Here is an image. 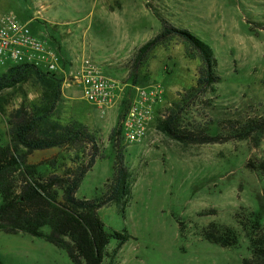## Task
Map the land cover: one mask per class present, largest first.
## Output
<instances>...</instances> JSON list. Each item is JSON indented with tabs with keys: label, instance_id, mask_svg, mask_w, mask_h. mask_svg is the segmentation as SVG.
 I'll return each mask as SVG.
<instances>
[{
	"label": "rangeland",
	"instance_id": "obj_1",
	"mask_svg": "<svg viewBox=\"0 0 264 264\" xmlns=\"http://www.w3.org/2000/svg\"><path fill=\"white\" fill-rule=\"evenodd\" d=\"M90 1L0 0V14H14L20 23L41 4L72 16L61 26L44 22L37 13L27 24L30 34L54 50L56 68L49 72L54 75L49 80L30 73L23 82L0 91V147L13 148L9 130L17 109L48 107L59 92L40 129L49 123L81 126L101 152L82 177L75 197L97 201L104 196L117 153L126 168L118 201L101 207L97 216L107 233L124 232L129 239L118 250L117 241L110 239L104 264H241L251 256L253 212L259 215L258 236L264 240V174L250 167L264 161V131L245 139L230 136L247 121L264 118L263 107L255 102L259 86L264 85V0H136L133 8L127 6L128 0H92L91 4L106 3L108 16L133 14L137 31L127 42L117 40L110 25L100 23L98 12L89 8ZM124 4L127 7L117 12ZM156 17L188 30L211 48L219 77L212 92L191 91L200 60L180 40L153 49L139 68H133L137 49L161 30ZM84 59L118 83L119 90L103 114L82 97L79 77ZM11 65L0 66V75ZM149 87L162 89L163 97L154 108L145 138L130 145L118 138L115 144L111 133L135 90ZM66 90L72 99L66 97ZM169 117H174L178 132L223 140L179 142L161 129ZM16 151L26 152L20 147ZM90 151L89 141L84 140L31 152L25 160L37 174H63L84 164ZM211 224L233 230L237 244L222 248L208 242L203 233L212 232ZM0 261L74 264L65 250L43 239L1 231Z\"/></svg>",
	"mask_w": 264,
	"mask_h": 264
},
{
	"label": "trees",
	"instance_id": "obj_2",
	"mask_svg": "<svg viewBox=\"0 0 264 264\" xmlns=\"http://www.w3.org/2000/svg\"><path fill=\"white\" fill-rule=\"evenodd\" d=\"M156 18L160 21L161 30L137 49L133 68H139L156 47L167 45L171 40H180L200 60L195 85L191 91L197 94L212 92L219 77L215 74L216 63L211 48L188 30L176 28L163 18ZM30 73L39 80H49V77L54 76L49 72H40L30 64L13 65L0 76V91L18 85ZM58 95L59 92H56L48 107H35L33 111L20 107L12 114L9 131L13 148L0 147V231L43 238L55 247L65 250L74 264H104L105 247L109 240H116L119 249L129 239L124 232L107 233L97 216L101 207L118 201L126 179V168L122 164V156L117 153L113 176L105 184L104 196L97 201L75 197L82 177L91 169L101 152L93 137L81 126L49 123L44 129H40V125L53 112ZM173 119L174 117H169L163 121L161 129L179 142L217 143L223 140L218 136L202 133L193 135L178 132ZM260 131H264V118L247 121L230 137L245 139ZM119 133V126L111 133L110 137L115 138V144ZM84 140L89 141L91 151L87 161L78 164L73 170H66L63 174L40 175L34 171L33 166L26 165V155L31 152L60 148ZM17 147L26 152L18 153ZM250 167L264 174V161L256 167ZM251 217L254 219L252 233L257 238L250 239L251 256L244 258L241 264H264V240L258 236L259 215L253 212ZM46 227L48 231L45 233L43 229ZM209 228L213 229L212 232L203 233L208 242L222 248L237 244V236L233 230L216 224H211ZM0 264L3 263L0 261Z\"/></svg>",
	"mask_w": 264,
	"mask_h": 264
},
{
	"label": "built area",
	"instance_id": "obj_3",
	"mask_svg": "<svg viewBox=\"0 0 264 264\" xmlns=\"http://www.w3.org/2000/svg\"><path fill=\"white\" fill-rule=\"evenodd\" d=\"M54 50L30 34L27 26L18 22L13 14L0 20V66L30 64L50 72L56 68ZM79 84L82 97L95 105L101 114L112 104L118 83L101 75L100 69L90 59L82 60ZM162 89L158 87L136 89L120 120L119 140L125 144L141 141L154 118V108L162 101Z\"/></svg>",
	"mask_w": 264,
	"mask_h": 264
},
{
	"label": "crops",
	"instance_id": "obj_4",
	"mask_svg": "<svg viewBox=\"0 0 264 264\" xmlns=\"http://www.w3.org/2000/svg\"><path fill=\"white\" fill-rule=\"evenodd\" d=\"M92 1V0H91ZM91 1L89 2V8L91 9V11H93V10H95V11H97L98 12V16H99V20H100V23L102 24V25H110V29L112 30V32H113V35H115V38L117 39V40H119L120 42H127V41H129L130 40V36L132 35V34H135L136 33V31H137V27L135 26V22H134V16H133V14L130 16L129 15V17L128 18H126V17H123V16H120V17H118V16H116V17H114V16H108V9H107V5H106V3H103V5H101V4H91ZM137 2L138 1H136V0H128V2H127V6H132L134 3L135 4H137ZM134 4V5H135ZM143 7H144V9L145 10H147V8L145 7V5H144V1H143ZM127 6H125V4H124V6L123 5H121V7L118 9V11L117 12H119V11H121V10H123L124 8H126ZM51 7H52V5H43V4H41V5H39L38 6V10L37 11H35L32 15H31V17H27V21H25V22H22L21 24H23V25H25V26H27V24L29 23V22H31L32 20H34V19H36L39 15H37V13H40V16H41V18H42V20L44 21V22H50L51 24H55V25H66L69 21H71V17L72 16H69L68 14L66 15V11L65 10H54V11H52L51 10ZM79 7V6H78ZM131 8H133V6L131 7ZM133 10V9H132ZM14 15V14H13ZM15 16V15H14ZM16 17V16H15ZM60 17H62L61 19H60ZM155 17V16H154ZM3 18V15H1L0 14V20ZM157 19V18H156ZM158 20V19H157ZM19 22V21H18ZM130 22V23H129ZM131 24V26L132 27H127V26H129ZM133 27H135L136 28V30L133 28ZM62 33V32H61ZM131 34V35H130ZM138 47V46H137ZM157 48V47H156ZM124 48L122 47V45H121V48H120V51H122ZM7 64H9V63H7ZM13 65H11L10 67H12ZM9 68V67H8ZM7 68V69H8ZM6 71L7 70H5V71H3L2 73H1V75H3V74H5L6 73ZM60 72H62V73H65L63 70H59ZM59 73V72H58ZM0 75V76H1ZM64 75V74H63ZM65 87V86H64ZM71 93L69 92V91H67L66 90V97L68 98V99H72V97H71V95H70ZM62 95L65 97V92H64V88H62ZM69 97H68V96ZM251 95H253V94H250V97H251ZM254 96H256L255 94H254ZM255 102L258 104V105H260L261 107H263V109H264V85H262V86H259V88H258V92H257V96H256V98H255ZM146 136V135H145ZM145 138V137H144ZM143 138V139H144ZM142 139V140H143ZM141 140V141H142ZM141 141H139V142H137V143H140ZM43 151H46V150H43ZM43 151H34V152H43ZM14 235H27V234H24V233H16V234H14ZM30 236V235H29ZM32 237V236H31ZM34 238H36V237H34ZM38 239H43V238H38ZM44 240V239H43ZM122 246V245H121ZM120 246V247H121ZM119 247V248H120ZM117 248V247H116ZM117 250H118V248H117Z\"/></svg>",
	"mask_w": 264,
	"mask_h": 264
}]
</instances>
